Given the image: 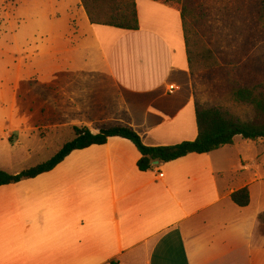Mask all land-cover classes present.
<instances>
[{
    "label": "crops",
    "instance_id": "1",
    "mask_svg": "<svg viewBox=\"0 0 264 264\" xmlns=\"http://www.w3.org/2000/svg\"><path fill=\"white\" fill-rule=\"evenodd\" d=\"M135 5L137 30L90 24L84 11L87 46L105 71L54 70L53 93L89 117L84 86L95 79L100 94L111 88L94 104L109 113L94 117L99 129L130 126L146 146L192 141L180 10L157 0ZM260 140L235 136L148 171L137 168L140 154L124 138L74 150L49 172L0 186V264H264ZM243 187L249 203L239 207L230 194Z\"/></svg>",
    "mask_w": 264,
    "mask_h": 264
},
{
    "label": "rangeland",
    "instance_id": "2",
    "mask_svg": "<svg viewBox=\"0 0 264 264\" xmlns=\"http://www.w3.org/2000/svg\"><path fill=\"white\" fill-rule=\"evenodd\" d=\"M78 2L0 0V169L9 174L51 159L74 138L75 128L99 129L102 122L94 117L109 115L94 104L111 88L102 95L95 79L84 86L93 106L89 117L53 93L54 70L105 71L96 49L87 46L93 36ZM257 2L169 0L187 10L194 65L184 85L201 106L219 105L242 119L251 117V109L235 103L230 90L243 84L264 89V23L256 21ZM257 142L264 148V138Z\"/></svg>",
    "mask_w": 264,
    "mask_h": 264
},
{
    "label": "trees",
    "instance_id": "3",
    "mask_svg": "<svg viewBox=\"0 0 264 264\" xmlns=\"http://www.w3.org/2000/svg\"><path fill=\"white\" fill-rule=\"evenodd\" d=\"M88 21L93 25H104L124 30H137L139 27L135 0H80ZM169 3V0L163 2ZM183 38L189 73L193 72L194 53L190 38L191 24L187 20V10H180ZM258 23H264V0H258L255 7ZM231 96L235 103L251 109V117L242 119L222 106H201L195 101V122L197 136L192 141H183L171 146H146L133 128L126 125L102 127L96 133L88 128H75L74 138L66 143L49 160L26 169L18 174H9L0 169V186L32 179L51 171L72 151L92 145H102L110 137L129 140L137 149L140 157L136 163L140 171H148L152 162L167 163L190 153H209L225 145H230L235 136L256 141L264 138V89L259 85H234ZM231 201L239 207L249 203L247 187L240 188L230 194Z\"/></svg>",
    "mask_w": 264,
    "mask_h": 264
},
{
    "label": "built area",
    "instance_id": "4",
    "mask_svg": "<svg viewBox=\"0 0 264 264\" xmlns=\"http://www.w3.org/2000/svg\"><path fill=\"white\" fill-rule=\"evenodd\" d=\"M174 89H175V88H174L173 85L168 86V92H169V93H172V91H173Z\"/></svg>",
    "mask_w": 264,
    "mask_h": 264
},
{
    "label": "water",
    "instance_id": "5",
    "mask_svg": "<svg viewBox=\"0 0 264 264\" xmlns=\"http://www.w3.org/2000/svg\"><path fill=\"white\" fill-rule=\"evenodd\" d=\"M153 165H157L158 164V161H154L152 162Z\"/></svg>",
    "mask_w": 264,
    "mask_h": 264
}]
</instances>
